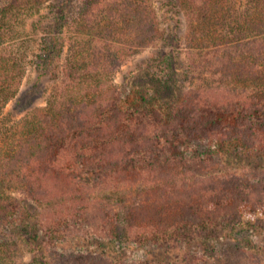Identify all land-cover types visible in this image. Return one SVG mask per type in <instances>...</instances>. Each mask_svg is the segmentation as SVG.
Listing matches in <instances>:
<instances>
[{"label":"trees","instance_id":"obj_1","mask_svg":"<svg viewBox=\"0 0 264 264\" xmlns=\"http://www.w3.org/2000/svg\"><path fill=\"white\" fill-rule=\"evenodd\" d=\"M173 1L190 18L185 70L199 80L182 99L164 94L184 70L175 50L150 59L173 73L160 88L152 76L127 95L115 78L162 35L155 0H0V264L26 250L33 264H126L128 246L157 264L146 247L173 243L200 264L199 246L222 247L240 223L225 190L196 193L219 147L243 140L221 127L264 112V0L239 13L231 0ZM29 65L38 76L22 89ZM12 100L21 117L2 123ZM237 179L228 192L246 188ZM241 244L230 249L246 254Z\"/></svg>","mask_w":264,"mask_h":264},{"label":"rangeland","instance_id":"obj_2","mask_svg":"<svg viewBox=\"0 0 264 264\" xmlns=\"http://www.w3.org/2000/svg\"><path fill=\"white\" fill-rule=\"evenodd\" d=\"M252 1L231 0L230 2L239 13V11L242 12L244 8L250 5ZM173 3V0H155L159 27L163 32L162 35L156 44L131 57L116 72V81L127 95L138 94L139 88L143 84L145 86L153 84L151 81L155 78L152 76L157 77L154 85L158 88L161 87L160 83L166 80L169 82L170 78L174 81L172 78L173 73L167 62H160L150 66V59L156 51L169 52L175 50L177 53L179 52L181 58L177 59L176 63L177 65L179 63V66L182 63L181 65L184 67V70L180 68L178 71L179 78H177L176 84L173 87H166L165 95H178L182 99L183 96L185 97L188 94V90L194 87V83L196 84L199 81L197 76L192 73L187 74V70H185L189 66L188 49L191 45L189 32L192 30H190L191 26L189 25L190 18L181 5ZM254 5H250L252 9L255 8ZM28 21L30 22L31 18ZM28 25V28H30V24ZM25 30L23 35L30 33L27 32L29 29ZM219 31L222 32L220 28ZM19 35L16 34V36ZM11 41L14 40L11 39ZM34 49L35 47L28 48L32 58H34ZM247 71L249 70L247 69ZM37 72L35 65H29L28 72L23 80L22 89H27L34 84L38 76ZM205 76H209V74H205ZM217 76L221 77V75ZM162 85L164 86V84ZM52 87L53 82L51 83V89ZM13 104L14 101L12 100L6 106L2 114V123L11 124L21 117L12 111ZM239 118L237 121L234 120L236 122L233 123L234 126L232 125L231 128L220 127L234 136L241 135L243 140L239 143L227 142L222 147H219V151H216V153L212 152L215 153V157L208 164L211 165V173L209 175L213 179H203L207 186L203 192L197 190L196 198L200 200L206 194L208 197L210 192L225 190L229 196L228 203L229 205L231 204L230 214L231 216H236L235 213L238 214L240 223L227 230L225 238L221 240L224 244L222 247H220L221 244L218 242L208 243L207 246L203 247L199 246L205 254V257L199 258L200 264H264V112L256 109H247L243 112L240 124H237ZM236 177L238 181L242 182V186L246 188L241 192H237V189H235L230 193L225 187L230 185L231 181ZM220 186L224 189H219ZM96 242L101 246L108 244V242L100 240ZM234 242H242L244 245L241 244V246L245 248L246 254L238 251L234 253L230 249V245ZM167 246L146 247L149 252L147 258L159 261L155 262L157 264H188L187 262L190 260L187 259L186 251L191 252L193 249L191 246L188 244L184 246L178 243ZM128 247L129 252L123 255V260L126 264H137L138 258H141L145 251L143 249L134 251L136 247ZM237 249L239 250V248ZM226 250L227 254H224ZM110 252L112 256L118 255L115 250ZM197 263L193 261L192 264ZM20 264H33L31 251L26 250L25 257Z\"/></svg>","mask_w":264,"mask_h":264}]
</instances>
